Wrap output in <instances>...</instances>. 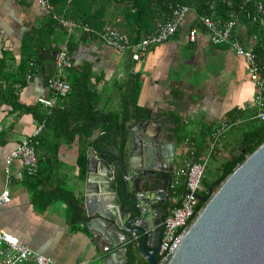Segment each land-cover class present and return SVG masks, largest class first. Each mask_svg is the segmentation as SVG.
Wrapping results in <instances>:
<instances>
[{"label":"crops","instance_id":"crops-1","mask_svg":"<svg viewBox=\"0 0 264 264\" xmlns=\"http://www.w3.org/2000/svg\"><path fill=\"white\" fill-rule=\"evenodd\" d=\"M54 1L59 4L56 5L59 9L54 10L60 16L67 17L79 9H89L87 13L92 15L99 11L91 5V0ZM122 11V6L108 3L103 24H110L128 35L119 26L127 28L130 23L126 22ZM44 17L37 0H0V194L5 185L7 156L35 129L33 111L51 115L50 110L38 103L40 98L52 99L41 73L22 86L17 98H8L7 91L11 82L18 78L24 80L28 67L21 59L22 45L29 31L40 25ZM155 23L151 24L150 32ZM191 29L197 30L194 42L188 38ZM55 34L59 40L58 49L64 33L55 28ZM82 36H71L75 49L70 60L72 66L90 72L96 122L88 129L87 137L77 134L66 138L45 125L34 144L38 167L31 178L20 179V162H11L8 166L12 178L10 200L0 208V231L11 234L55 264H117L109 256L107 241L96 232L95 227L100 224L95 223L90 228L86 224L97 218V215L89 217L86 213L87 206L93 212L96 209L94 195L86 192V159L96 136L107 137L102 129L103 115L119 112L123 100L134 96L135 105L149 112L150 118L144 119L148 124L127 123L125 133L129 129L136 140L131 144V133H126L125 158L127 160L130 149L131 160L139 159L144 144L166 157L173 152V174L185 170L204 152L212 130L224 122L232 124L240 120L236 126L242 131L238 135L231 133L232 138L227 132L211 157L210 161L219 169L225 160L241 151L243 134L259 124L252 107L254 86L249 81L243 58L227 46L211 44L193 10L187 14L176 35L152 48L141 63L131 61L92 36ZM69 71L65 74L67 80ZM71 96L57 103L51 111L69 104ZM114 129L115 126L112 131ZM83 153L86 159L80 161ZM64 191L80 201L86 218L84 223H72L60 199ZM176 194L171 197L177 202L180 196Z\"/></svg>","mask_w":264,"mask_h":264},{"label":"water","instance_id":"water-1","mask_svg":"<svg viewBox=\"0 0 264 264\" xmlns=\"http://www.w3.org/2000/svg\"><path fill=\"white\" fill-rule=\"evenodd\" d=\"M128 132L133 144L136 137ZM144 146L139 159L131 160L129 149L126 160L111 139L98 134L87 153L86 192L94 195L96 209L87 206L86 213L97 218L86 224H100L96 232L117 264L126 263V246L138 249L146 264L157 261L162 221L155 212L164 217V211L154 208L161 205L158 197L163 204L166 196L170 200L174 153L166 157ZM209 195L197 196L203 207L168 264H264V142Z\"/></svg>","mask_w":264,"mask_h":264},{"label":"trees","instance_id":"trees-1","mask_svg":"<svg viewBox=\"0 0 264 264\" xmlns=\"http://www.w3.org/2000/svg\"><path fill=\"white\" fill-rule=\"evenodd\" d=\"M49 1L54 9H59L56 7L59 4L54 0ZM108 3L122 6L123 16L126 22L129 21L130 23L127 24V28L122 24L119 26L128 35L123 31L121 32L133 43H137L145 36L153 33L158 23L168 18L171 15L172 9L177 5H185L191 8L197 21L201 16H208L220 18L221 21L225 22L229 19L230 15H234L237 25L232 31V37L239 40L244 48L252 50L264 77V0H253L252 3L247 4H244V0H91V5L96 7L97 10L99 9L96 14L87 13L90 11L89 9H79L74 13L67 14V17L61 16L92 28H100L101 24L105 21L106 14L104 12ZM258 3L263 5V10L260 12L257 9ZM211 4L214 5V10H210ZM156 20L158 21L156 22ZM153 23H155L154 29L150 32L149 29ZM55 28H57L56 24L49 18L44 17L40 25L35 26L29 31L22 45L21 59L23 60V64L28 67V62L33 60L37 66V73H41L45 77L54 73V53L57 51V44L59 43L58 37L55 34ZM81 35H83L82 37L89 36L85 34ZM130 36L131 38L133 36L134 39L132 40ZM65 37L64 33L62 42ZM70 39L68 44L69 55L75 49V44ZM71 63H73L72 60ZM69 70L68 81L72 88L70 103L64 104L62 109L50 111L51 115H45V113L42 115L36 110L33 111V115L36 121H44L45 125H49L53 131L59 135H64L66 138L77 134H85V137H87L88 129L90 130L93 123L96 122L94 118L96 112L90 92V72L86 68L79 70L75 66H72ZM14 84H19L22 87L27 83L23 78H18L16 82L9 84L7 87L8 98L12 100L17 98L13 91ZM134 99V96L124 99L119 112L103 115L104 126L102 129L105 131L107 137L113 141L121 155L125 154L127 145V135L125 133L127 123L130 121L139 122L150 118L149 112L138 108L134 103ZM114 126L116 129L112 131ZM263 142L264 123H259L256 127L243 134L241 151L236 152L221 164L218 169V177L210 183H206L205 179H203L202 189L198 195L208 199L210 197L209 191L218 189L236 167L245 160L246 156L255 151ZM81 155L80 161H85L84 153ZM176 193V195L181 196L184 193V187L177 188ZM60 199L67 207L72 223H84L86 221L80 201L77 198L71 193L64 191L61 192ZM202 207L203 203L199 202L197 209L201 210ZM138 254V249L126 246V264H136Z\"/></svg>","mask_w":264,"mask_h":264},{"label":"built area","instance_id":"built-area-1","mask_svg":"<svg viewBox=\"0 0 264 264\" xmlns=\"http://www.w3.org/2000/svg\"><path fill=\"white\" fill-rule=\"evenodd\" d=\"M252 1L244 0V4L252 3ZM37 4L43 14L53 21L57 28L61 29L66 36L54 53V73L45 77V84L52 94V99L40 98L38 100L40 106L50 111L72 93V88L65 76L66 72L72 67L68 49L71 36L74 34L92 36L107 47L128 56L131 61L141 63L145 61L148 52L152 48L167 42L177 33L187 14L192 11L191 8L185 5L175 6L171 11V15L164 21L159 22L153 33L145 36L139 42L133 43L125 34L110 24L105 23L100 28H92L58 15L49 0H37ZM257 9L259 12L262 11L263 5L258 3ZM210 10H214L213 4L210 5ZM234 18V15H230L229 19L223 22L220 18L201 16L198 18V22L206 31L211 44L215 46H227L237 56L243 58L247 66L249 81L254 86L252 99V107L255 111L254 116L259 123H264V77L252 50L244 48L239 40L232 37V31L237 25V21ZM196 34V29H191L188 32L190 42L195 41ZM36 74L37 66L33 60H30L28 62V71L24 75L26 83L32 81ZM21 88L19 84H15V94ZM35 122L36 125L32 135L23 139L7 156V167L4 170L5 185L0 194V208L10 200L9 186L12 178L8 166L11 162L17 160L20 162L22 169L21 173H19L20 179L31 178L37 173L38 162L34 144L42 133L45 122ZM240 123V120L232 124L224 122L212 130L206 140L204 152L189 163L185 170L173 174L169 186L171 196L176 193L179 186L184 187V193L177 202L170 196L171 207L161 223L162 233L156 264H168L181 244L188 228L200 212L197 209L199 204L197 196L201 191L204 173L211 157L214 155L226 133ZM0 264L55 263L50 258L30 250L11 234L0 231Z\"/></svg>","mask_w":264,"mask_h":264},{"label":"flooded vegetation","instance_id":"flooded-vegetation-1","mask_svg":"<svg viewBox=\"0 0 264 264\" xmlns=\"http://www.w3.org/2000/svg\"><path fill=\"white\" fill-rule=\"evenodd\" d=\"M166 167L168 168V165L167 164H166ZM174 169H175V166H174V163H173V172H174ZM172 176L173 175L170 176V180H169V183H168V190H169L170 182L172 180ZM163 184H164V180H161V187L163 186ZM158 194H161V193L159 192ZM157 202H161V205L155 207L154 209L161 208L164 211V217H165L168 214L169 209L171 207V204H170V201H169V196H166V202L164 204H163V200L160 197H158V201ZM155 213L157 214V216H159V218L161 219V221H163L164 217L161 216V213L159 212V210L157 212H155ZM160 227H161V224H160ZM161 233H162V229L160 231V236L158 237V244H160ZM157 255H158V253H157ZM136 264H146L144 258L140 254H138V261H137Z\"/></svg>","mask_w":264,"mask_h":264},{"label":"rangeland","instance_id":"rangeland-1","mask_svg":"<svg viewBox=\"0 0 264 264\" xmlns=\"http://www.w3.org/2000/svg\"><path fill=\"white\" fill-rule=\"evenodd\" d=\"M256 126H257L256 124L253 125V128ZM241 131H242L241 127L236 126L235 128L229 130L227 135L230 136L231 133L238 135L239 132ZM230 138H232V136H230ZM217 177H218V169L215 167V164L212 161H210L204 173L205 182L210 183L214 181ZM201 189H202V186H201ZM214 192H215V189L211 191V193H214Z\"/></svg>","mask_w":264,"mask_h":264}]
</instances>
